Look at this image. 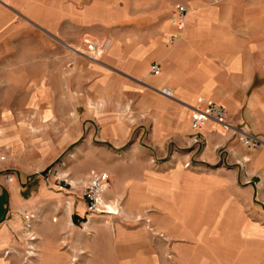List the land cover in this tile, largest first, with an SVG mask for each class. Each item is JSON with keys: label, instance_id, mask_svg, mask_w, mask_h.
<instances>
[{"label": "crops", "instance_id": "crops-1", "mask_svg": "<svg viewBox=\"0 0 264 264\" xmlns=\"http://www.w3.org/2000/svg\"><path fill=\"white\" fill-rule=\"evenodd\" d=\"M2 2L43 30L34 82L43 84V119L56 118L71 141L87 118L93 149L111 150L103 165L139 169L120 182L111 176L106 187L122 202L120 216L89 213L83 228L77 212L66 227L43 221V261L264 264V145L247 150L212 119L191 127L192 107L212 101L226 107L232 125L264 141V0ZM178 5L188 9L183 37L169 45L180 29L172 20ZM90 45L93 57L85 55ZM4 171L0 262L12 251L4 247L10 215L23 210L15 176ZM183 176L190 184L181 200Z\"/></svg>", "mask_w": 264, "mask_h": 264}, {"label": "rangeland", "instance_id": "rangeland-1", "mask_svg": "<svg viewBox=\"0 0 264 264\" xmlns=\"http://www.w3.org/2000/svg\"><path fill=\"white\" fill-rule=\"evenodd\" d=\"M42 48L43 30L0 0V145L5 150L0 148V175L2 169L11 172L23 196V210L9 218L11 234L4 247L12 251L0 264L51 263L43 261V221L66 227L71 225L70 217L78 213L76 226L83 228L90 213L82 197L89 174L104 172L109 183L111 176L120 182L139 172L134 165L101 163L110 160L111 150L97 143L93 149V130L87 128V118H79V136L71 141H65V134L56 130V118L43 119V84H34L41 71ZM25 76L29 78L24 82ZM77 109L83 111L82 105ZM178 180L177 190H182L179 199L184 200L190 180L184 176ZM106 189L103 198L112 212L102 207L105 212L94 213L104 220L123 214L122 202L109 195V187ZM147 213L150 208L137 216ZM29 218L30 227L26 225Z\"/></svg>", "mask_w": 264, "mask_h": 264}, {"label": "built area", "instance_id": "built-area-1", "mask_svg": "<svg viewBox=\"0 0 264 264\" xmlns=\"http://www.w3.org/2000/svg\"><path fill=\"white\" fill-rule=\"evenodd\" d=\"M213 3H217L221 0H210ZM188 9L184 5H178L176 7V10L172 14V20L178 24L180 27L179 31L171 35L167 38V43L169 45H174L178 41H180L183 37V29L186 21V15H187ZM106 44H102L101 48L105 47ZM90 50L87 54L88 57H93L95 55L94 52V46L90 45ZM158 69L157 64H153L151 66V72H155ZM161 92L167 96H170V90L168 88H162ZM194 111V116L191 121V127L194 130H198L202 127V125L205 123L206 120L212 119L222 125H224L226 128L231 129L233 134H235L238 138V140L241 142V144L247 149V150H253L256 149L262 145H264V141L261 140L259 137L254 136L252 134H249L242 130L241 128L235 127L232 125L227 119V109L225 106L212 102L207 101L204 108L200 107H192ZM6 177L8 179L11 178L10 174H7ZM108 184V178L107 175L104 172H94L89 174L88 182L84 186L82 191V196L85 199L86 203V209L90 213H99V212H105L104 210H101L102 207H112L110 204H106L103 198V191L107 187ZM108 210L109 212H112L111 209Z\"/></svg>", "mask_w": 264, "mask_h": 264}, {"label": "bare ground", "instance_id": "bare-ground-1", "mask_svg": "<svg viewBox=\"0 0 264 264\" xmlns=\"http://www.w3.org/2000/svg\"><path fill=\"white\" fill-rule=\"evenodd\" d=\"M109 208H112V207L109 206Z\"/></svg>", "mask_w": 264, "mask_h": 264}, {"label": "trees", "instance_id": "trees-1", "mask_svg": "<svg viewBox=\"0 0 264 264\" xmlns=\"http://www.w3.org/2000/svg\"><path fill=\"white\" fill-rule=\"evenodd\" d=\"M75 218H76V216H75Z\"/></svg>", "mask_w": 264, "mask_h": 264}]
</instances>
